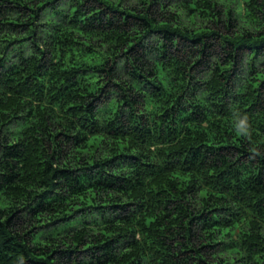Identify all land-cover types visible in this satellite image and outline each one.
Returning <instances> with one entry per match:
<instances>
[{"label":"trees","instance_id":"16d2710c","mask_svg":"<svg viewBox=\"0 0 264 264\" xmlns=\"http://www.w3.org/2000/svg\"><path fill=\"white\" fill-rule=\"evenodd\" d=\"M0 264H264V0H0Z\"/></svg>","mask_w":264,"mask_h":264}]
</instances>
